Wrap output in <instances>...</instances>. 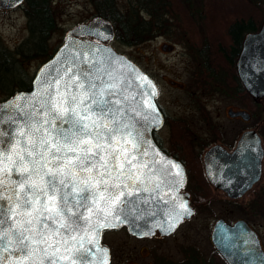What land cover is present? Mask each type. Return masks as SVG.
Segmentation results:
<instances>
[{
	"label": "snow or ice",
	"instance_id": "1",
	"mask_svg": "<svg viewBox=\"0 0 264 264\" xmlns=\"http://www.w3.org/2000/svg\"><path fill=\"white\" fill-rule=\"evenodd\" d=\"M142 79L152 91L140 95L155 96ZM56 84L55 94L47 91L38 109L24 113V146L17 139L11 154L0 149V249L21 253L17 264H87L91 245L107 264L100 229L135 219L130 213L144 210L139 194L153 190L149 162L140 159L148 155L143 125L135 119L149 113L135 97L129 102L108 61L77 69L62 90ZM143 105L155 112L150 100Z\"/></svg>",
	"mask_w": 264,
	"mask_h": 264
},
{
	"label": "flooded vegetation",
	"instance_id": "2",
	"mask_svg": "<svg viewBox=\"0 0 264 264\" xmlns=\"http://www.w3.org/2000/svg\"><path fill=\"white\" fill-rule=\"evenodd\" d=\"M136 1L138 2L137 7L133 9L131 7L130 13L123 12L115 0L111 2L114 10L112 13H118L122 19L120 25H114L106 18L97 15L95 8L109 9L103 2L97 0L96 3H92L91 0H84L83 5L90 6L94 14L81 24L88 23L94 17L103 18L112 27L113 39L101 42L90 37H80V40L111 47L118 53L112 46L118 40L116 34L128 28H134L133 32L144 33L147 37L139 43H133V40H130L128 44L121 42V45L135 48L161 39L163 41L160 42L158 49L162 56L174 54L177 49L180 50L179 54L185 61V69L190 73V81L178 83L165 79L163 82L169 90L182 94L187 102L186 107L189 106L190 109L181 110V114H171L160 106L161 91L155 79L140 67L135 58L125 57L146 74L156 86L157 95L154 101L161 121L156 128H151L150 136L161 153L181 166L184 179L177 192L187 195V204L192 214L188 219H182L171 231H165V233L153 230L147 234L135 235L130 233L126 227L101 232L99 246L108 250L107 264H219V260L227 264L215 252L210 241L212 228L218 220L228 226L242 221L255 234L259 250L264 256V218L261 217L264 207L258 204L264 194V139L260 136L259 125L245 127L257 110L254 112L246 110L247 93L240 84L235 69L243 38L254 32L246 33L244 29H240V32L245 33L241 41L237 43L239 50L236 56L229 60L226 55L225 66L221 63L226 68L232 64L234 77L231 85L229 75L225 72L226 68L223 69L219 64L206 59L208 49L204 44V39L214 18L213 14L205 12L204 5L207 0ZM104 6L106 8H102ZM20 9L21 5L15 9L0 10V14ZM128 19L135 20V22L128 24ZM121 24H124V28ZM233 26L234 23L230 25L231 31H234ZM230 45L229 42V49ZM2 49L0 46V58H3L4 54V49ZM2 66L1 62L0 67ZM213 96L217 99L231 100L234 104L231 107L226 106L223 110L224 118L234 124L233 129L226 134L223 133L221 123L214 124V120L218 118L216 109L207 108ZM249 98L252 100L251 97ZM252 101L255 104L253 107L256 108L258 101ZM193 107L194 110H192ZM229 110L233 113L247 112L249 119L243 121L240 117H229L227 115ZM245 132H254L259 138L262 152L261 170L257 181L239 198L231 199L210 180L211 172L220 173L216 164L218 159L215 158L213 161L212 158H205V156L214 147H219L227 154H232L237 148L239 138ZM229 175V164L227 163L223 165L222 176L228 180ZM230 205L234 206L238 212L236 218L231 219L233 212L229 209ZM118 229L125 230L128 240H101L103 233ZM188 230L193 231V234ZM199 232H203L202 235L205 236L199 238ZM203 240L206 241L205 250L199 247L203 244ZM96 264H103L102 255L101 262Z\"/></svg>",
	"mask_w": 264,
	"mask_h": 264
},
{
	"label": "water",
	"instance_id": "3",
	"mask_svg": "<svg viewBox=\"0 0 264 264\" xmlns=\"http://www.w3.org/2000/svg\"><path fill=\"white\" fill-rule=\"evenodd\" d=\"M23 0H0V10H10L19 7ZM80 37H90L104 42L113 39V30L108 21L100 17L92 18L86 24H79L73 29L63 34V40L60 45L44 60L36 69L32 79L29 91H18L11 97L0 101V149L5 153H12V146L16 145L17 139L24 146L26 138L19 136V131L23 127L25 112H32L40 107L39 101L44 97L47 91L55 94L56 81L62 84L77 69L88 68L97 61L110 62L111 69L123 85L124 95L129 97V102L135 97L136 101L141 102L144 112L149 113L148 120L141 117H135L143 125V139L145 143L143 148L147 150L148 155L140 159L149 162V168L145 169L152 178L148 187L153 189L148 192H141V207L143 211L134 210L130 216L135 219L121 221L113 220L114 226L100 229L98 242L101 232L113 230L119 227H126L130 233L143 235L158 230L160 233L171 231V225H177L182 219H188L192 212L187 204V195L178 194L177 190L183 183V170L172 167L178 165L167 158L153 143L150 130L160 124L159 111L155 104L157 95L156 86L153 81L144 74L133 62L124 55L116 53L111 47L98 45L91 42H84ZM236 74L240 84L245 92L254 101L264 98V18L259 29L254 33L245 35L242 41L241 49L236 61ZM146 77L151 82L156 95H140L151 93L152 88L144 82L142 78ZM144 100H150L155 106V112H149L143 105ZM130 116H135L129 111ZM229 117H240L243 121L249 119V114L244 111L233 113L227 111ZM140 125H138L139 127ZM150 145V147H149ZM206 157L218 160L219 172H211V183L224 191L229 198L237 199L246 191L255 181L260 173V163L262 152L259 145V138L254 132H245L237 142V148L232 154H227L219 147H214L207 152ZM2 158V157H0ZM171 162V163H169ZM229 164V179L225 180L222 176L223 165ZM180 175H177V173ZM12 179L18 180L19 176L12 175ZM161 183L159 188L155 184ZM143 201H147L144 204ZM186 205L190 210V215L185 213L181 205ZM211 244L219 257L227 264H264V256L261 254L257 245L255 234L248 229L242 222L237 221L232 226H228L221 220H218L211 231ZM91 249L87 264H96L101 262V253L97 252L91 245H86ZM21 253L14 252L10 248L5 252L0 249V264H17ZM25 264L29 262L25 261Z\"/></svg>",
	"mask_w": 264,
	"mask_h": 264
},
{
	"label": "rangeland",
	"instance_id": "4",
	"mask_svg": "<svg viewBox=\"0 0 264 264\" xmlns=\"http://www.w3.org/2000/svg\"><path fill=\"white\" fill-rule=\"evenodd\" d=\"M118 7L123 12H131V7H137L136 0H115ZM84 0H54V17L57 23V30L52 34L48 41V53L51 54L63 40V34L73 29L75 26L88 20L93 14L94 10L90 6L83 5ZM22 5V4H21ZM125 9V10H124ZM263 18H264V7ZM127 12V13H128ZM122 35V32H119ZM29 36L27 29V20L23 14L22 9L12 10L4 14H0V46L8 51L13 52L19 45H21ZM163 40L156 39L148 44H143L138 47H126L121 45V40H117L112 46L117 50L118 53L123 54L126 57L135 58L141 68H144L148 73L155 79L157 86L161 91V97L159 100L160 106H163L171 114H181V110H187V102L184 100L183 95L178 91H171L164 84L163 80L169 79L178 83H188L190 81V73L185 69V61L180 56V50L177 49L174 54H167L162 56L158 46ZM3 50V51H4ZM187 60V58H186ZM44 61L39 58L24 60L17 67L19 69V78L23 79V87L28 85V80H31L36 69L40 63ZM16 66V65H14ZM13 87L11 88V90ZM18 91V88H14ZM7 94L5 91H0V101L5 100ZM211 102L207 108L213 107L218 113V118L214 120V124L221 123L223 133H227L230 129H233L234 124L229 123L224 117L223 110L226 106H233V102L227 99H217L215 96L211 98ZM190 109V108H189ZM194 110V107L192 108ZM255 111L256 114L251 118L245 127H253L259 125V133L262 139H264V98L257 102L256 108L251 106V110ZM215 111V110H214ZM201 112V110H200ZM216 113V112H215ZM241 127L242 125L239 124ZM261 127V128H260ZM229 209L233 212L231 219L236 218L238 212L234 206H229ZM201 231V230H200ZM193 234V231H189ZM203 232H199L198 237L202 238L205 235ZM101 240H128L124 229H118L115 231H107L102 234ZM206 241L203 240L205 250ZM207 253V252H205Z\"/></svg>",
	"mask_w": 264,
	"mask_h": 264
},
{
	"label": "trees",
	"instance_id": "5",
	"mask_svg": "<svg viewBox=\"0 0 264 264\" xmlns=\"http://www.w3.org/2000/svg\"><path fill=\"white\" fill-rule=\"evenodd\" d=\"M95 1L97 0H91L92 3H96ZM112 1L100 0L109 9L95 8V10L98 16L106 18L114 25H120V22H122L121 16L118 13H112L114 11L111 5ZM53 5L54 0H23L22 2L21 9L27 20L29 36L13 52L10 53L4 50L3 58H0V63L2 62L3 64L0 67V91H5L7 98L16 92L14 90L15 87L18 88V91H27L30 88L31 80H28V85L23 87L22 81L25 78H19L17 66L24 60L35 58L45 60L50 55L47 42L58 28L54 17ZM263 7L264 0H207L204 5L205 12L213 14L214 18L204 39V44L208 49L206 59L219 64L225 69L226 67H223L225 66L224 58L227 55L228 59L231 60L232 57L236 56L239 50L237 43L241 41L243 33L258 30L263 20ZM130 22L134 23L135 20L128 19L127 23L129 24ZM232 23H234V31L230 30ZM121 25L124 28V24ZM240 29H244L245 32H240ZM133 30L134 28H128L122 32V35L117 33L116 37L127 44L130 40H133V43H139L147 37L144 33H136ZM229 42L231 43L230 49ZM225 72L229 75L230 84L232 85L234 77L232 64L225 69ZM12 87L13 89L11 90ZM245 105L250 110L251 106L255 105L247 94ZM258 204L264 207V194ZM261 217L264 218V209L261 211ZM219 264L223 263L219 260Z\"/></svg>",
	"mask_w": 264,
	"mask_h": 264
}]
</instances>
